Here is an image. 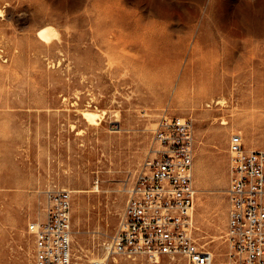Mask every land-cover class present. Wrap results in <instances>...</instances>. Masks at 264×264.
<instances>
[{"label":"rangeland","instance_id":"1","mask_svg":"<svg viewBox=\"0 0 264 264\" xmlns=\"http://www.w3.org/2000/svg\"><path fill=\"white\" fill-rule=\"evenodd\" d=\"M44 24L59 37L40 39ZM163 114L193 125L191 235L218 258L229 137L264 149V0H0V264H33L27 225L53 188L84 190L71 191L75 264L102 258Z\"/></svg>","mask_w":264,"mask_h":264},{"label":"built area","instance_id":"2","mask_svg":"<svg viewBox=\"0 0 264 264\" xmlns=\"http://www.w3.org/2000/svg\"><path fill=\"white\" fill-rule=\"evenodd\" d=\"M152 132L159 146L150 148L127 188L118 228L105 245L107 254H141L153 261L182 256L187 264H264V149H247L239 133L229 137L226 250L217 258L191 235L196 191L190 119L163 114ZM71 203L67 189L45 191L43 219L27 225L33 264H75Z\"/></svg>","mask_w":264,"mask_h":264},{"label":"bare ground","instance_id":"3","mask_svg":"<svg viewBox=\"0 0 264 264\" xmlns=\"http://www.w3.org/2000/svg\"><path fill=\"white\" fill-rule=\"evenodd\" d=\"M37 35H38V37L40 39H42L45 42H50L52 39L59 37V33H58L57 29L54 26L49 25V24H44V25L40 26L38 28V30H37ZM214 103H221V100H216V101L214 100L213 102H211V100H210L209 102H206L205 106H210L211 104H214ZM81 114L83 115V118L86 120V122L88 124L91 125V124H98L99 123L98 119L100 118L101 115L99 113H97L95 110H93L91 108H85V109H83L81 111ZM221 124H226V121L222 120ZM235 133H239L240 134V132H238V131L235 132ZM247 149L250 150V149H256V148H247ZM94 188H96V187H94ZM62 189H66V188H62ZM71 191H73V192H83L84 190H82V189H73ZM71 191H70V193H71ZM195 191H196V189H195ZM224 193H225V191H224ZM193 211H194V205L192 206L191 211H190L191 225H192V228L194 229L195 226H194V222H193ZM70 213H71V211H70ZM43 216H44V211H43ZM210 252H212V251H210ZM109 257H111V255H108L107 252L105 251V255L102 258H99V259L107 261V258H109ZM160 259L161 258L157 259L156 261L159 262Z\"/></svg>","mask_w":264,"mask_h":264}]
</instances>
